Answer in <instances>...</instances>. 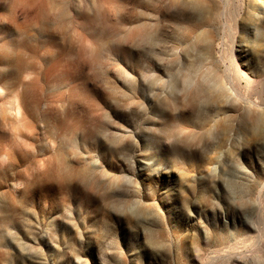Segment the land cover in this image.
<instances>
[{
    "label": "rangeland",
    "instance_id": "rangeland-1",
    "mask_svg": "<svg viewBox=\"0 0 264 264\" xmlns=\"http://www.w3.org/2000/svg\"><path fill=\"white\" fill-rule=\"evenodd\" d=\"M0 264H264V0H0Z\"/></svg>",
    "mask_w": 264,
    "mask_h": 264
}]
</instances>
